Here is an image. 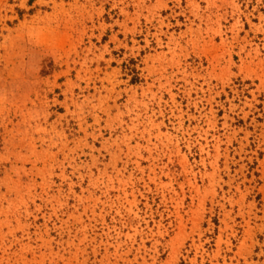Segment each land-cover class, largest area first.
Masks as SVG:
<instances>
[{"label":"rangeland","instance_id":"374dc122","mask_svg":"<svg viewBox=\"0 0 264 264\" xmlns=\"http://www.w3.org/2000/svg\"><path fill=\"white\" fill-rule=\"evenodd\" d=\"M0 264H264V0H0Z\"/></svg>","mask_w":264,"mask_h":264}]
</instances>
